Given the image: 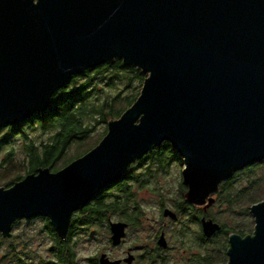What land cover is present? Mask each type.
I'll return each instance as SVG.
<instances>
[{
	"label": "water",
	"instance_id": "obj_1",
	"mask_svg": "<svg viewBox=\"0 0 264 264\" xmlns=\"http://www.w3.org/2000/svg\"><path fill=\"white\" fill-rule=\"evenodd\" d=\"M115 59L147 75L139 96L84 155L0 186L1 236L44 216L64 239L74 211L165 141L184 160L185 200L199 206L264 160V0H0V129L44 113L72 76ZM250 212L253 233H231L218 264H264V200ZM200 222L206 238L221 229ZM127 228L109 220L112 246ZM156 243L167 248L163 231ZM98 263L121 260L102 253Z\"/></svg>",
	"mask_w": 264,
	"mask_h": 264
},
{
	"label": "rangeland",
	"instance_id": "obj_2",
	"mask_svg": "<svg viewBox=\"0 0 264 264\" xmlns=\"http://www.w3.org/2000/svg\"><path fill=\"white\" fill-rule=\"evenodd\" d=\"M122 76L113 75L111 77L110 73H104L102 76L96 74L85 78L80 76L75 78L65 88L69 92H75L74 106H84L83 104H85L84 109L76 115L75 123L78 126L86 128L87 131L85 134L86 137L74 139L70 144L68 143L66 147L69 154L63 155L61 158L62 163L67 162L68 155L71 156L75 154V151L80 149L76 147L81 141L83 144L87 143L81 147V151L94 148L106 134L108 122L118 119L129 107H126L115 118L107 120L105 125L102 123L103 118L98 109L102 105L106 106L114 97L128 94L126 91L128 89L127 83L129 79ZM146 77L147 75L144 74V78L140 82V78L136 76L134 84L137 88L133 90L130 96H134L135 98L137 93L140 94ZM80 101L83 104L81 103L80 105L78 103ZM71 104L73 103L69 97L64 107L55 103L46 114H35L29 121V125L6 126L0 129V186H9L11 183L9 185L7 183L13 182L18 176L24 178L28 174H25L27 172L26 169L28 170L31 164V157H29L31 155L30 151L34 148L40 150L45 145L55 142L59 133L62 132V130H59V125L42 130L39 127V123L33 121H39L42 126L66 124L67 122L63 116ZM124 105L120 104V107ZM112 106L115 109L119 104L113 103ZM74 111H77V109ZM69 113L74 116L72 110ZM78 120L80 123H77ZM65 129V136H67L69 129ZM171 153L174 155L168 154L167 158L173 159L169 163V166H172V168L169 169L170 171L167 174H157L151 181L144 185L145 187L140 188V190L135 188L137 202L141 207L142 215L139 222L135 225H128L122 244L117 247L111 245L109 220L128 223L127 218L124 219L119 214H110L108 219L102 224L99 222H95L93 225L85 224V228L82 227L81 229L74 230L69 239V245L73 254V264H93V261L95 262L97 260L99 254L104 252L112 259L125 257L129 248H132V254L137 256L132 264H204L202 259L207 256L217 261V248L220 251L219 254L224 253L223 249L226 248L222 242L225 241L222 236L211 239L209 243L204 242L201 225L198 223H189L186 231L180 232L182 224L190 219L188 213L180 212L177 220L162 218L160 199L158 195L152 193L153 190L157 188L162 192L164 199L167 197L165 199L166 201H164L165 206L171 203L168 202L170 198L167 195L173 196V192L182 189L185 199V194L188 190L182 177L179 178L183 170L173 169V164L176 166H184L179 159L181 156L176 151H171ZM33 154L34 157L37 155L34 152ZM156 165H161V163L153 158H147L142 163H135L132 170L135 174H139L147 168L152 170L157 169ZM179 180L184 185V188L179 187ZM246 183L247 180H240L238 176L231 180L230 186H228L226 191L228 190L229 195L231 193V200L235 206L230 205V210L229 207L221 205L217 201L221 195L217 191L212 195L217 203L215 202L214 207H210L205 213L220 225H228L239 230L244 229L248 231L246 234L250 235L253 233L255 225L250 207L264 200V188L257 196L258 200L255 199L252 201L250 199L249 201H243L240 198L238 199V194ZM106 195H109V193H106ZM236 198L238 200H235ZM167 207L171 208L169 205ZM211 208L213 209L211 210ZM171 209L176 211L174 208ZM248 211L249 214L246 213ZM197 216L199 215L195 217ZM162 230L165 232V237L168 242V248L166 250L159 248L156 243L158 235ZM228 239H226L227 244ZM66 248L64 245V249ZM56 249L60 253L64 250L60 248L59 244H57V239L49 231L47 221L34 218L22 219L13 225L10 236L0 237V264H13V261L16 259L15 256H18L24 264H61V261L57 257ZM227 261L228 256L226 254V261L218 263H226Z\"/></svg>",
	"mask_w": 264,
	"mask_h": 264
},
{
	"label": "trees",
	"instance_id": "obj_3",
	"mask_svg": "<svg viewBox=\"0 0 264 264\" xmlns=\"http://www.w3.org/2000/svg\"><path fill=\"white\" fill-rule=\"evenodd\" d=\"M104 73H110V76L113 77V75H123L122 77H127L128 83H127V93L124 96L122 95H118L116 97H114L112 99V101L108 102L105 105H102L98 110L102 115L103 118V124L105 125L107 123V120L115 118L117 115H119L126 107L130 106L132 104V102L137 98L138 94H136L135 98L134 96H130L131 93L133 92V90L135 88H137L135 86V81H136V76L140 78V82H142L143 78H144V73H142V71L135 67V66H125L123 65V62L121 59H115L113 62H109V63H103L98 65L95 68H87L84 73L80 74V75H74L69 79V82L62 87L61 89H59L58 91H56L53 96L51 97V103L50 106L48 107V109L44 112V114H46L51 108L52 106L57 103L61 106H65L66 105V100L70 97L71 98V102L73 104H71V106L69 108H67V111L65 112L63 118L66 120V124H56L54 126H42L41 123L39 121H33V122H38L39 123V127L44 130L46 128H52V127H56L59 125V130L62 132L59 133L58 138L55 142L49 143L47 145H45L44 148L39 149H32L31 155H29V157H31V164L30 167L28 168V170L26 169V173H31L35 170H37L40 167H49L51 170H57L62 168L63 166L67 165L68 162H70L72 159H74L75 157H80L82 155H84L85 153L88 152V150H80L82 146H84L87 143H84L81 141L80 142V146L78 145L76 148H80V149H76L77 151H75V154L71 155V156H67V162L62 163L61 162V158L63 157L64 154H69L68 150H67V145L68 143L70 144L71 141H73L74 139H78L81 137H86V128L78 126L75 123V117L76 115L82 111L85 107V104H83L81 101L78 102L84 105V106H78L75 105V92H69L67 91V89H65L72 81L75 80V78L77 77H89L91 75H100L102 76V74ZM137 74V75H134ZM131 82V83H130ZM133 82V83H132ZM131 85V86H130ZM140 86V83H139ZM135 94V93H134ZM133 94V95H134ZM54 98V99H53ZM113 103H118L119 106L117 108H113L112 104ZM120 104L124 105L122 107H120ZM109 106V107H108ZM75 109H77V111H74ZM106 109V110H105ZM73 111L74 112V116L70 115L69 111ZM37 115V114H36ZM29 121L26 123V125L28 124ZM77 123H80V121L78 120ZM24 128V127H23ZM69 129L67 132V136H65L66 134V129ZM84 148V147H83ZM173 148L171 147V144L169 142H163L160 146H155L153 148H151L143 157H141L140 159L135 160L134 162L131 163V165L129 166V170L126 173V176L123 177L121 180H119L114 186H111L109 188H105L102 191H100L97 195H95L83 208V212L80 215H76L74 218V221H84L86 225H93L95 222H99L100 224L104 223L107 219L108 216L110 214L115 215V214H119L121 217H123L124 219H126L128 221V225H135L137 222H139L141 215H142V210L141 207L139 206V203L137 202V193L136 190H140V188L145 187L144 185L147 184L149 181H151V179H153L157 174H167V172H169L170 168H172V166H169V163L171 161H173V159H168L167 155H171V151H175L172 150ZM34 153H36L37 155L34 157ZM81 153V154H80ZM77 154V156H75ZM79 154V155H78ZM174 155V154H172ZM147 158H153L155 159L157 162H160L161 165H156L157 169L152 170L150 168H147L145 170H143L141 173L139 174H135L132 170L133 165L135 163H142L143 161H145ZM76 159V158H75ZM182 161V164H184V160L182 157L179 158ZM164 163H166V165H164ZM174 163V162H173ZM173 169L175 168V170L183 169V165L180 166H176L175 164H173ZM185 167V165H184ZM178 172V171H177ZM236 176H238V179L240 180H247V183L245 184L244 187H242V189L240 190L239 194H238V199L240 198L243 201H249L250 199L258 200V195L262 192L263 188H264V160L261 162H256L253 163L251 165H248L246 167H244L243 169L235 172L229 179L223 181L222 183H220L219 185V189H218V194H221L218 198V202H220L221 205L227 206L229 207L230 210V205L235 206L231 200V193L230 195L228 194V190L226 191V189L228 188V186H230L231 180L233 178H235ZM184 179L183 176V172L182 175L179 177ZM22 178L20 176L16 177V179L12 182L7 183V185L11 186L12 184H14L15 182L21 180ZM7 186V187H9ZM179 187L180 188H184V185L182 184V182L179 180ZM179 190V191H178ZM177 191L173 192V196H168V198H170L168 200V202H171L169 204H167V206L169 205L171 208L176 209L177 213L179 214L180 212H184V213H188L190 216L189 220H186L183 224L182 227L180 228V232H184L186 231V228L188 227L189 223H195V224H199V219H197V217H195L196 215H198L199 212V207H196L194 205L189 204L187 201H185L184 196H183V192L182 189H178ZM106 193H109V195H106ZM153 194L158 195V198L160 199V203L161 206H165L164 201H166L165 199H167V197L164 199V196L162 194L161 191H159L157 188L155 190H153L152 192ZM109 199V200H108ZM237 198L235 200H238ZM108 200V201H107ZM216 200L214 201L215 204ZM217 203V202H216ZM253 203V202H252ZM214 204L212 205V207H214ZM213 208H211L212 210ZM210 210V211H211ZM129 211H131L129 213ZM247 214H249V211L246 212ZM200 214H202V212H200ZM208 216V215H207ZM213 217H215V215H213ZM178 219V218H177ZM176 219V220H177ZM194 221V222H192ZM48 223V229L51 230V234L54 238L57 239V244H59L60 248L64 249V245L65 247H67L66 249H64L61 253L59 252V250L56 249V254L57 257L59 258V260L61 261V264H73V254L71 251V247L69 248V244H68V239L64 238L61 239L58 237L55 229H53L49 222ZM221 229L219 232H217L214 236L213 239H215L218 236H222L225 241H222L226 248H224V253H220V251L217 248V261H214V258H208L204 260V264H218V262H224L226 261V250L228 247V244L226 243V239L228 238V235H230L231 233H236L239 234L241 236H246V232L244 229H237L231 226H225V225H220ZM0 237H2L0 235ZM206 242V240L203 238ZM15 260L13 261V264H24V262L20 261V258L18 256H15ZM93 264H96V262L93 261Z\"/></svg>",
	"mask_w": 264,
	"mask_h": 264
},
{
	"label": "flooded vegetation",
	"instance_id": "obj_4",
	"mask_svg": "<svg viewBox=\"0 0 264 264\" xmlns=\"http://www.w3.org/2000/svg\"><path fill=\"white\" fill-rule=\"evenodd\" d=\"M31 118H33V117H31ZM31 118L30 119H28V120H26L25 122H23V123H21V124H19V125H23V124H26L28 121H30L31 120ZM64 167V166H63ZM62 167V168H63ZM40 168H42V167H40ZM43 168H45V167H43ZM49 168V167H48ZM61 169V168H60ZM60 169H57V170H51L52 172H56V171H58V170H60ZM184 169H185V167L183 166V171H184ZM38 170V169H37ZM37 170H35V171H33V172H31V173H37ZM128 172V171H127ZM28 174H30V173H28ZM126 176V173H125V175L123 176V177H125ZM122 177V178H123ZM121 178V179H122ZM120 179V180H121ZM118 182V181H117ZM117 182H115L114 184H112V185H109L108 187H106V189L107 188H109V187H111V186H114ZM212 196V195H211ZM186 201V200H185ZM215 201V200H214ZM189 203V202H188ZM189 204H191V203H189ZM214 204V202L211 204V205H209V206H205V205H203V206H199V205H194V204H191V205H194V206H196V207H200V208H202V209H200L199 208V212H198V219H199V225H201V222H200V220H201V218L202 217H205L206 219H209V217L207 216V214L205 213V211L207 210V209H209L210 207H212V205ZM166 208H168L167 206H161V211H162V218L163 219H166V218H169V219H171V220H176L177 218H178V213H177V211H174L176 214H177V216H176V218H171V217H164L163 216V211H164V209H166ZM83 207L82 208H80V209H78V210H76V211H74L73 213H72V215H71V218H70V224H69V226H68V230H67V234H66V237L65 238H67L68 239V244L70 243L69 242V239H70V236H71V234H72V232L74 231V230H76V229H81L82 227H84V225H85V222L84 221H74V218L73 217H75L76 215H80L82 212H83ZM169 209H171V208H169ZM172 210V209H171ZM176 210V209H175ZM173 211V210H172ZM200 212H202V214H200ZM34 219H44L45 221H47V222H49V224H50V226L54 229V227L51 225V223H50V219L48 218V217H44V216H38V217H35ZM213 220V219H212ZM79 227V228H78ZM85 228V227H84ZM201 230H202V228H201ZM50 232H51V230H49ZM163 231V230H162ZM164 232V231H163ZM165 233V232H164ZM160 234V233H159ZM203 234V233H202ZM215 235V234H214ZM213 235V236H214ZM159 236V235H158ZM204 236V235H203ZM213 236L212 237H210V238H206L205 236H204V238L205 239H208V240H206V243H209L210 242V240L211 239H213ZM166 238V237H165ZM158 239V238H157ZM122 242H123V240H122ZM168 243V242H167ZM122 244V243H121ZM69 246V248H70V245H68ZM119 246V245H118ZM113 247H117V246H113ZM160 248V247H159ZM167 248H168V246H167ZM166 248V249H167ZM166 249H164V250H166ZM132 248H129L128 250H127V252H126V255H125V257H121V258H115V259H120L121 260V263L120 264H127L125 261H124V259L129 255V253H131L132 254ZM105 253V252H104ZM102 254V253H101ZM134 255V254H133ZM99 256H100V254H99ZM99 256H98V258H97V260L95 261L96 262V264H99L98 262H99ZM107 256H108V254H107ZM109 257V256H108ZM110 258V257H109ZM135 258H137V256L136 255H134V260H135ZM205 258L206 259H210V258H212V257H204L203 259H202V261H203V263H204V260H205ZM112 259V258H111ZM133 260V261H134ZM213 264H215V263H213Z\"/></svg>",
	"mask_w": 264,
	"mask_h": 264
}]
</instances>
